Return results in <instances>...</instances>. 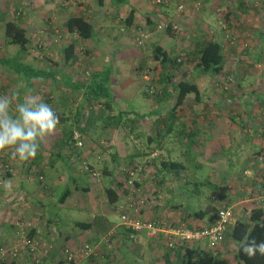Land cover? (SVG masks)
Listing matches in <instances>:
<instances>
[{"label": "crops", "instance_id": "obj_1", "mask_svg": "<svg viewBox=\"0 0 264 264\" xmlns=\"http://www.w3.org/2000/svg\"><path fill=\"white\" fill-rule=\"evenodd\" d=\"M17 1L19 6L17 8H13L12 11H10V13L6 14V16L14 17L18 19V22L24 27L25 34L28 38L26 51H28L31 45L33 44L35 45L36 42L38 41L42 42L44 47L43 54L44 56H46V61H45L46 64L43 65L41 64L40 61L39 63L34 65L38 67L50 66V68L52 69V74H53L52 77L54 81L56 79L63 78V76L65 75L67 84L64 87L72 89L73 86H71L70 84L74 80L69 81L70 74L72 75V67L70 66L71 64L74 67L76 65H82L83 63H85L88 66V68L91 69V74H92L93 71L95 73L100 71L102 72L101 62L105 58H106L105 62L110 61V64H108L110 65V69H109L110 74H108L109 80H113L114 78L117 79L115 75H117L118 78L120 77V74L125 76V79L128 83L125 84V80L122 78L121 80H119L118 84H116L117 88L112 89L114 93H112L113 94L112 100L108 101L109 106L104 105L105 102L103 101L102 104L100 103L101 110L98 112V114L100 115H98L97 118L94 117V115L91 116L92 121L87 125H83V123L80 124V126H84L83 131L88 136L89 140H90V136H93L95 138V140L91 138L93 139V142L94 141H97V143L100 142L102 146H106L107 144H111V146H113L114 142L111 139V137H114L113 132L111 130H108V128L106 127L107 125L105 124V122H103V119L105 118L106 115L115 114L119 109L130 110L129 115H133L136 119L134 121L135 125H133L134 132L127 130V126H125V122L120 123L119 126H122L124 130L122 131L118 140H121L120 138L122 136L129 135V137L130 136L134 137L136 133H140L139 132L140 126L146 127L148 131L149 129H151V126L153 124L152 117L150 115H146V112L152 108L150 104L144 106L145 102L138 101L137 106H134V109L126 108V106L124 108H121L117 104V101L120 100L122 102L125 97H129L126 96V94H128L129 92H132L130 98L134 97L136 91L134 90L131 91L132 85L137 80L138 85L140 86L141 82H143V80L147 78L145 74L139 76L136 75L133 70V64L128 69L124 68L126 62L128 65L129 63L136 61L138 57H140L139 55L140 53L137 52V50H135L134 47L131 46L130 44V40H134V36L132 35L133 29L140 28L139 22L141 21L139 20L140 19L139 16H141L147 24H154L157 17L159 18L158 20H160V18H163L164 16L168 17L169 19L174 21L184 32L187 31L186 33L188 36H190L191 34L193 35L195 32H197L195 25H192V27L191 26L188 27L185 24L186 18H180L179 20L176 18L178 16L177 13H173L171 15L168 14V13H172L170 8L167 7L154 8V6L152 7V5H150V7L147 8L148 5L146 4L145 0H127V2H117L115 0H11V2L13 3ZM181 1L185 2L184 6L187 5L191 7L192 0H181ZM199 1H200V7L197 11L196 20L197 23L204 26L202 30L203 32H208V33L212 32L210 34H212L221 43L223 38V32L217 26V22L218 20L223 21V15L225 14V17H227V21L229 25H231V27H236V29L238 30V34L240 38L242 37L250 41L251 49H253L255 46L258 47L264 44V0H199ZM143 6H145L146 9L144 11H140L139 8H142ZM130 8H133V13H132L133 16L131 19V23L129 25H126L122 22V20L124 19L125 14ZM73 13L83 14L89 20H91V22L94 25L93 27L94 32L90 38L80 39L76 37V34L74 32L66 30V28L63 25L64 20L69 14H73ZM121 23L122 25H120ZM224 23L226 24V21ZM205 26H207V29H205L206 28ZM186 27H188L189 30H187ZM128 30L132 31L131 35L133 36V39L128 40V36L125 33ZM161 38L164 39L163 37H160V39ZM69 41L75 42V49H74L75 58L72 62H70L71 63L69 64L70 68L66 70L65 73L64 71H61L59 64L64 63L63 61L60 60L62 59L61 48L64 44H66ZM104 42H107V50H108L107 52L111 53V54H107L106 57H105V52L102 51V48L105 44ZM156 44L162 45L164 47L163 42L162 44L160 42ZM224 45L230 47V45L227 44ZM234 54L229 57H226L224 62V64L229 63L231 67H233V69L235 70L234 72H236V70H239L238 76L236 77L234 76L235 80L233 83H236L238 86L239 82H241L242 80H244V82L247 84V81L253 79L250 81L252 83L250 86H248L247 84L248 90H245V92L247 91L246 95H252L253 100L257 99L258 101H260L259 99L260 96L264 95L263 81L255 80V76L257 74L251 73L248 75L245 73V71H241L240 69H238L239 67L238 65H240V62H238L239 60L238 56L241 57V55L239 52ZM260 55L259 52L256 53L251 50L249 52L244 53V55H242L241 61H244L245 58L248 59L249 57L247 56L253 57L254 60H260V58H264L262 55L261 56ZM127 56H131L133 60L130 62L125 61L127 59ZM257 56H259L260 58L258 59ZM98 57L100 58L97 60ZM28 63H30V61ZM245 74L248 75V77H244ZM12 75L13 77L18 78L17 75L13 72ZM8 78H11V76ZM42 78L43 77H38V79H42ZM22 86L23 87L20 89V91H18L21 101L26 96H28V94L25 93L26 89L24 88V85ZM6 87L8 93L11 92L17 93L15 91L16 88L11 87L9 88L8 91V86ZM53 89H58V86L53 87ZM64 91L66 90L60 89L56 94L57 96L56 104L54 103V105L58 112L57 114L59 113L61 114L62 112L67 113L70 110L69 108L64 107L63 103H65L64 102L65 99L66 102H68L71 105V107H73L75 102V97L70 96V98L68 99V95H66ZM133 92L135 93L133 94ZM48 93H49L48 94L49 98H51L52 96L51 93L50 92ZM44 98L46 99V97ZM252 99L245 98L243 102H241V105L243 106L242 110L245 111V113L237 116V118L242 120V122L245 121L246 123H249L253 127H257V126L260 127L259 128L261 129L260 131L255 130L253 132L252 138L254 139L255 137V141H254L255 148L261 146L264 147L263 144L258 143V139L262 140L264 137V131H262V126L264 125V116L263 115L256 116L255 114L251 115L249 113L250 106L253 101ZM254 103H256V101L253 102L252 110H256L258 114V111ZM217 105L218 104H214L212 106V108H214L215 110L214 113L218 112L222 108L221 106H217ZM139 106H141L142 108ZM79 107L80 104H78L77 109L74 108L71 109V119L69 122L66 123L64 122L65 125L71 124L73 122L74 117L77 114L76 111L79 109ZM112 108H114L115 110L112 111ZM217 108L218 110H216ZM103 109L106 110V114L105 112H103ZM143 113L145 114V116L142 119H139L138 114H143ZM220 114L221 113L219 111L218 113H216V116L219 117L221 116ZM261 114H263L262 111ZM78 115L80 116L81 113H79ZM149 117L151 118V120H149ZM81 119L82 118L79 117V120ZM63 120L64 118H62V121ZM216 121L219 124L218 126H221L222 120H216ZM217 123H214V125H217ZM230 124H236V123L233 120H231ZM62 125L63 123L59 122L57 126V130L54 134L55 141L60 136L59 134L61 133ZM203 125L207 126L204 120L202 122V126ZM106 134H109L111 137L103 136ZM173 134H174L173 131L170 134H168L165 137V141L168 142L169 138L174 136ZM163 147L166 148L165 150L167 152L169 151L168 150V147H170L169 145H163ZM169 149L171 152H173L172 148ZM60 152L63 153L62 151ZM81 156L87 157L88 158V159L86 158L87 162H89L94 167V163L96 162L97 160L96 158L98 157V155L91 156L86 154H76V155L62 154V156L60 155L55 156V159L57 161H53L52 164H53V169L57 170L59 176L55 178L53 177L54 179L50 181L49 179L48 180L46 179V176L43 173V167L47 166L43 154H37V156L34 159H32L30 162L24 165H20L17 162L10 160L8 156L4 154H0V162H4V160L5 161L7 160L9 163L7 164L8 166L6 165L7 168H5L3 172H0V243H5L9 245V244H14V242L17 241L16 229L17 226H19L17 225L19 224L17 219L19 220V222H21L20 219L23 218V216L21 218L19 217L20 215L14 217L15 214L13 211L15 209H18L17 204L19 205L18 198H20L19 197V192H20L23 193V195H25V200H26L25 203L27 204V208L25 207L22 210L26 211V213L24 214H26V216L28 217V221L30 222L31 228L33 229V235L39 238L41 241L44 242L46 241L49 244L50 243L52 244L49 248H47L46 257L43 258L39 264L64 263V259L61 251L62 247H60L62 245L61 243L62 240L63 242L65 241L66 244H69L73 247L75 246L77 247L79 244L83 242L91 243L94 247L95 253L90 258H95L97 255L106 256L108 254H113L114 252L117 256H120V258L116 262L117 264H136L142 255L144 257V253L146 254L147 251V252H151L153 256L151 258L152 259L151 261L147 259L146 264L148 263L163 264L164 242L161 234H158L156 236H148L143 230L132 232L128 228L122 226L118 222V218L112 224L111 219L108 216L107 212L106 213L101 212L95 215V217H94V213H92L91 216L88 219H86V221L88 220L90 221V226L86 229L74 230V232L71 234L59 232L56 233L54 237L48 236V230L47 227L45 226L47 224V219L46 218L43 219L41 215L44 214L43 212L44 205L42 202L43 199L42 197L44 196L41 193L42 192L41 189L44 191H48V189L51 190L52 188H54V186L59 185L61 183L62 184L72 183V188H70V192L67 196H69L72 192L78 189L89 190L90 186L92 185L93 177H90L88 173L84 172L83 174L82 173L83 171L81 169L73 173L71 172L69 165H65L66 170L64 169V166H63V171L60 172L58 170L59 167L60 166L62 167L63 164H67L69 163V161L72 160H77V159L79 160ZM115 156H116L115 159L118 160H128L130 154H120V152H117ZM104 157H106V159L110 158V160H112V162H110L109 165L104 163L105 164L104 167H106L105 170L112 172L111 174L114 175L113 172L115 171V169H113L112 167H114L118 161L116 163L113 162L114 160L113 154H105ZM117 165L119 166L121 165V163L118 162ZM257 172L258 171H256L255 169H252V171L249 172L251 173L250 177L254 180L257 179L259 176L257 175L258 174ZM33 173L35 174L33 175ZM139 174H138V178L140 177ZM64 175L66 176V178H64ZM38 176L41 177L39 178ZM257 182L258 181H256V184ZM254 183L255 181H252L250 183L251 188L253 187L257 188V185ZM7 185H10V187H7ZM159 186L160 185L158 186L155 185V183L153 184V187L157 189ZM102 188H104V186ZM167 188H170L168 183H167ZM242 189L243 186L241 190ZM30 190L36 191V196L30 194L29 192ZM15 191H18L17 192L18 195L15 193ZM66 197L62 202H59L60 206L64 205L65 203L64 201L66 200ZM251 198L242 197L241 199H238L233 203H229L232 207V210L234 208L232 214V221L236 217L245 218L249 208L253 206L256 201L258 202V199L256 197L253 196V199L255 200H252ZM27 199L30 202H28ZM91 200L94 201L95 198L92 199L91 197ZM244 204L246 205L245 209L243 207ZM260 205L264 207V202H261ZM190 218L192 219L191 222L194 224L201 225L207 222L205 219H198V218L196 219L192 217ZM108 228L109 229L112 228L113 232L111 236L107 238V240H105L103 238L104 230H107ZM47 237H49L51 241L47 240ZM231 246L235 247L234 242L229 238L228 235L224 234L216 248L217 253L229 255L228 249H230ZM90 258H87V260L83 259L82 261L85 262L83 264H89L88 259ZM21 259L22 262L5 261L3 264H31L27 262L26 254L24 253L21 254ZM107 262L109 264H113L112 260L110 259Z\"/></svg>", "mask_w": 264, "mask_h": 264}, {"label": "rangeland", "instance_id": "obj_2", "mask_svg": "<svg viewBox=\"0 0 264 264\" xmlns=\"http://www.w3.org/2000/svg\"><path fill=\"white\" fill-rule=\"evenodd\" d=\"M145 2L148 5L147 8L150 7V5H152V7L154 6V8L159 7L157 6V4L155 5V3L152 2L151 0H145ZM159 2L166 3L167 0H164V1L160 0ZM179 2L182 3L181 10H178L176 7ZM184 3L185 2L184 1L182 2L181 0H172L171 4L169 5V8L172 13H169V14L171 15L173 13H177L178 14V16L176 17L177 19L180 20V18H186L185 20L186 26L192 27V25H195V28L197 31L199 30L202 31L204 26L197 23V20H196L197 11L200 7V1L192 0L191 7L187 5L184 6ZM18 6H19L18 1L13 3L11 2V0H0V11L4 10L5 16L7 13H10V11H12L13 8H17ZM145 6H143L142 8H139V7L138 8L140 11H144L146 9ZM139 17H140L139 20L141 21L139 22L140 28L139 29L134 28L133 32L131 30H128L127 32H125L126 35L128 36V40L133 39L134 32H136L137 30H143L147 32L148 36L146 39H144L139 44L136 42L135 44L134 43L135 40H130L131 46H133L134 49L140 53L139 54L140 57H138L136 61H133L132 63H129L128 65L126 62V65L124 68L128 69L132 64L133 66H135L138 62H141V61L144 62L145 64L151 65L152 64V59H151V50H152L151 45L152 44H156L158 42L162 44L163 42L165 47L171 46L175 48L176 49L175 52H177L178 48L183 49L187 45V40H188V38H186L187 31L184 32L182 29H180L178 25H177L176 33L179 35L174 36L173 34L171 35L169 33H166L163 27L157 28L155 26V24L159 21L158 17L156 18V21L154 24H147L141 16ZM161 20H164V18H160V21ZM169 21H172V20L169 19ZM219 23L220 21L218 20L217 26L219 25ZM120 25H122V23ZM188 27H186L187 30H189ZM205 27H206L205 29H207V26ZM131 32L133 33L132 34L133 36L131 35ZM160 37H163L164 39L162 38L160 39ZM162 40H165V41H162ZM104 43L105 44L102 48V51L105 52V57H106L107 54H111V53L107 52L108 51L107 42H104ZM15 49H16V45L3 43L2 41V20H0V55H5V56L11 55L14 53ZM43 53H44L43 44L41 41H38L36 42L35 45L34 44L31 45L28 51L25 50L24 53H20L19 55L22 57L21 58L22 61H28V62L30 61V64H33V65L41 61V64L45 65L46 56H44ZM247 57L249 58L248 59L245 58L244 61H241V59H239L240 61L238 60V62H240V65H238L239 66L238 69H240L241 71H245V73L248 75L251 73L257 74L255 76V80L257 81L262 80L263 87H264V62H263L264 59L263 61L257 62L256 60H254L253 57L251 56H247ZM99 58L100 57H98L97 60ZM60 60L62 61V59ZM132 60L133 58L131 56H127V59L125 61L130 62ZM105 61H106V58L103 59V61L101 62V65H102L101 75L107 73V71H109L110 69V65H108L110 64V61L109 62H105ZM69 64L71 63H67V62L60 63L59 65H60L61 71H64L66 73V70L70 68ZM85 65L86 64L83 63L82 65H76L73 67L71 64L70 66L72 67V75L70 74L69 81L81 80L82 82H87L91 74V69H89L88 66L87 65L85 66ZM238 71L239 70H236V72H234L235 77L238 76ZM108 74H110V72ZM246 74L244 75V77H248V75ZM145 75L147 76V78L149 77L148 73H146ZM10 76L11 78H8ZM115 77L117 79L115 78L113 80L107 79L105 81V83L107 84L103 86L104 87L103 91L107 92V94L105 95L106 99H108L111 96L113 97L112 93L114 92L112 91V89L117 88L116 84H118L121 78L125 80V84L128 83L125 79V76H123L122 74H120L119 78L117 75H115ZM251 80L247 81L248 86L252 84L250 82ZM66 82L67 81L65 79V75L63 76V78L56 79L55 81L53 78H50V77L45 78V79L35 78L33 84L27 89V91L25 90V93H27L28 96H35L39 99H42L47 104L51 103L53 105L54 103L56 104L57 92L60 89L66 90L64 91V93L68 95V99L70 98V96H74L75 102H74L73 107H71V105L68 102H66V99H65L64 101L65 103H63L64 107L69 108L70 110L67 113L62 112V118H64L63 122L66 123L70 121L71 109L73 108L77 109L78 104H80L79 110H81L82 112V114L80 115V117L82 118L79 122V125H80L83 123L84 121L83 119H85L87 115L86 109H88V106H89L88 98L86 99V97H83L82 88L77 89L73 87L72 89H70V88L64 87L67 84ZM20 83L21 81L17 83L16 78L13 77L12 75V71H10L7 67L0 65V86H3V85L8 86V91H9L10 87L16 88V86L20 85ZM247 84L244 82V80H242L241 82H239L238 86L236 83L231 84L229 90L219 88V86L216 84L214 88L212 89L208 88L209 90L205 92L206 96H204L205 95L204 93L202 94V96L206 97L205 100H207V102H216V104H218L217 106L222 107L219 110L221 113L220 114L221 116L219 117L211 116V117H214L216 120H222V121H221V126H218L219 125L218 123L217 125H213L210 123L211 127L209 128L213 130V133L211 135L208 136L207 134H203V135L200 134L199 136H195L196 139L194 140L195 142L194 145H196L197 148L200 146L199 139L205 140L203 144H201V146L199 147L202 149L200 151L201 152L200 154H197L196 152H192L191 150L186 151V154L195 153L192 159L189 158V155L178 154L176 151V147L179 148V146L181 147L182 145L186 146L185 144L186 140L184 139L182 140L179 139L177 141L176 137L172 136L169 138L168 142L165 141L164 145H169L170 147H168V149L169 148L173 149V152L170 153V157L183 160L185 164V168L181 170L182 175H181V172L178 175V177H169L168 175H166L164 184L160 185L158 189L153 187V184L151 182V176H150L151 175V167H150L151 165L149 164L148 160H150L149 158L151 156H155L156 160H158V158L164 157L166 154H165V150L163 147L162 149L158 147L156 148L152 144L150 145L151 149H150V152L148 153L150 154L149 156L142 155V156L131 157L128 160H118L119 163L125 164V165L130 164L132 160L134 159H139V161H141V164L143 165L144 163H148V165L144 166V168L141 170V173L139 174V176L141 175V190H139L138 192H139V195L142 197H145V198L152 197L153 202L147 203L139 208L138 213H137V216L139 218L144 219L146 217L150 218L154 216V217H157V219L160 218L167 222H171L175 224H185L186 222L194 224L191 222L192 219L186 216L185 208L181 205V202H184V204L188 203L192 205L194 209H198L201 207H205L206 203L208 202L211 203L210 202V199L212 197L211 195H214L218 198V200L220 201L219 204L233 203L237 201L238 199H241L242 197L243 198L252 197L251 199L255 200L253 199V196L258 199V202L256 201L257 203L264 202V199L262 198L264 197V183H262V180L264 181V174L262 173V176L259 175L261 167L256 166V162L251 160L252 157L250 158V153L252 152L253 148H255V142H254L255 137L254 139L252 138L253 132L255 130L260 131L261 129H259L260 128L259 126L253 127L249 123L243 126L241 125L242 120L237 118V116L245 113V111L242 110L243 106L241 105V102H243L245 98L252 99V95H246L247 91L245 92V90H248ZM56 86H58V89H53V87H56ZM145 86H146L145 82H141L139 86L138 81L136 80L135 83L131 87V91L132 90L136 91V93L133 92V94L135 93L134 97L130 98V95H132V92H129L128 94H126V96H129V97H125L122 102L120 100L117 101V104L119 105V107L124 108L126 106V108L134 109V106H137L138 101L145 102L144 106H146L149 103V100L142 97L140 95V91H138L144 88ZM105 88H108V90ZM47 91L51 93L52 95L51 98H49V95H48L49 93ZM6 93H8L7 88L3 92H0V94H6ZM98 93H101V91ZM44 97H46V99ZM77 101H80V102H77ZM254 101H256L254 105L258 111V114L256 110H252L253 109L252 105ZM199 102L200 101H195V102L188 101V103L185 104L179 112L180 116L183 114L180 117L181 120H183L184 123L187 124L188 126L196 125V123L192 121L194 118L192 113H195L196 111L200 112L201 108L199 106L200 104ZM92 103H96V102H92ZM195 105L197 106L196 108L194 107ZM263 108H264V104L260 103V101H258L257 99H254L250 106L249 113L251 115L255 114L256 116L263 115L261 114V111L263 110ZM114 110L115 109L112 108V111ZM213 110L214 108L209 109V111L212 113L215 112V110L214 111ZM216 110H218V108ZM103 112H105L106 114V110L103 109ZM228 112L230 114H234L235 118L230 119L229 121L228 116H227ZM203 113L206 114L204 111L202 112V114ZM149 120H151L150 117H149ZM231 120H233L236 124H230ZM197 122L202 123L203 122L202 118L198 116ZM239 124L242 128L239 127ZM106 127L108 128V130H111L113 132L114 137H111L109 134H106L103 136L111 137L112 141L114 142L113 146H111V144L102 146L100 142L99 143H97V141L93 142V139L95 140L93 136H90V140H91L90 141L84 131L81 132L79 129L77 128L75 129L78 133L79 139L81 140V145L80 147H77V145H74V147L81 148L79 150L81 154H86V155H91V156L98 155V157L96 158L97 160L94 163V167H93L94 170L97 172V174L90 175V177H93V180H92V185L90 186L89 190L78 189L72 192L69 196L66 197V200L64 201L65 202L64 205L60 206L59 201L57 200V197L61 194L62 190L65 187L72 188V183L71 184L61 183L59 185L54 186V188H52L51 190L48 189V191H44L40 188L42 191L41 193L44 196L42 197L43 198L42 202L44 205V210H43L44 214H42V217L43 219L44 218L47 219V224L45 226L47 227V230H48V236L54 237L56 233H59V232L71 234L74 232V230H81L77 228L75 225H73V220H86L91 216L92 213H94V217H95V215L101 212H105V213L107 212L108 216L111 219L112 224L113 222H115V220H117L118 217H117V212L115 210V203L121 201V199L123 198V195L126 194V191L119 189L120 193L114 205L109 204L107 202L106 197L104 195V190H103L104 188H102L107 182L106 180L107 177L106 175L102 174V168L103 166H105L104 163L109 165V163L112 162V160H110V158L106 159V157L104 156L105 154H112L113 152L114 153L120 152V154H130L134 152L145 154L143 153V151L145 150V147H144L145 138H146L145 133L150 132L151 130L149 129L148 131L146 127L140 126L139 132L143 133V135L141 134L140 136H134V137H131V136L129 137V135L122 136L120 138L121 140H118L119 136L124 130L123 127L122 126L114 127L111 124H107ZM203 127H205V125H203ZM213 134L214 136H212ZM54 136L55 135H52L46 141L42 142L38 150V154H43L44 160L47 163V166L43 167V173L46 176V179L47 180L49 179L50 181L54 179L55 177L59 176V174L57 173V170L53 169V164H52L53 161H57V160L53 158L52 155H49L50 151L54 152L53 150L56 149V145L53 143L55 141ZM71 138L73 139V137ZM258 143H261L264 146V137L262 140L258 139ZM185 146H184V149H185ZM61 149H62L61 151L63 152V154H66L68 150L69 152L72 150L70 149L69 145H66L65 147ZM50 158L53 160L50 161L49 160ZM86 158L87 157L85 156H81L80 159H84L85 161H87ZM187 159H191V160L188 161ZM118 162L112 168L115 169V171L113 172L114 175L115 176L117 175V178L119 179L121 178L122 174L120 173V171H118L119 170L118 165H117ZM195 162L197 163V165H194ZM7 164H9L7 160L6 161L4 160V162H0V172H3L4 169L7 168L8 166ZM79 164L80 162L78 161V159L72 160L71 162L67 164H63L62 167L60 166L58 170L60 172L63 171V166H64V169L66 170L65 165H69L71 172L75 173L77 170L81 169ZM252 169H255L256 171H258L257 175L259 176L255 180L250 177L251 173L249 172H251ZM82 173L84 174V172ZM34 174L35 173H33V175ZM64 178H66L65 175H64ZM183 180H187L188 184H185L184 187H180ZM194 181L197 183L192 184V182ZM252 181H255L254 184H256V181H258L256 184L257 188L256 187L251 188L250 183ZM166 182L169 184L170 188H167ZM242 186H243V189L241 190ZM185 188H187V190ZM189 188H192V190H194V191L191 190V195L187 194ZM121 191L123 192L121 193ZM17 192L18 191H15V193L18 195ZM29 192L30 194H33L34 196H36V191L30 190ZM19 197H20L18 198L19 205L17 204L18 209H15L13 211L15 214L14 217H17L20 215L19 217L21 218L23 216V218H21L23 219L22 223L24 224L25 222H28L27 225H29L30 222L28 221V217L26 216V214H24L26 213V211L22 210L25 207L27 208V204L25 203L26 202L25 195L19 192ZM91 197L92 199L95 198V200L94 201L91 200ZM28 202L30 201L28 200ZM219 204L214 202L213 204L214 210L211 211L212 215H214L215 212L217 211ZM245 206L246 205L244 204L243 205L244 209H245ZM18 223L20 224L21 222H18ZM107 230H104V235ZM47 240L51 241L49 237H47ZM61 243L62 245L66 244L65 241L64 242L61 241ZM51 245L52 244L50 243L46 247L49 248ZM234 245L236 247V242H234ZM63 246H60V247L63 248ZM235 247L231 246L230 249H228V254H231L235 250ZM62 248H61V251H62ZM46 253L44 254L45 257H46ZM150 253L151 252L146 251V254L144 253V257L142 255L136 264H146L147 259L151 261L152 260L151 258L153 255L152 253L151 254ZM119 258L120 256H117L113 252V254H108L106 256L97 255L95 258L88 259V261L97 260L99 262H107L110 259L112 260L113 264H117L116 262ZM6 261H10V260L7 259ZM15 261L22 262L21 255L19 257H16ZM82 263H85V262L82 261ZM0 264H3V263H0Z\"/></svg>", "mask_w": 264, "mask_h": 264}, {"label": "trees", "instance_id": "obj_3", "mask_svg": "<svg viewBox=\"0 0 264 264\" xmlns=\"http://www.w3.org/2000/svg\"><path fill=\"white\" fill-rule=\"evenodd\" d=\"M115 1L127 2V0ZM171 2L172 0H167L166 3L157 2L155 3V5L157 4V6L159 7L169 8ZM132 13L133 8H130L125 14L124 19L122 20L124 24L129 25L131 23V19L133 16ZM163 18V21L165 22V25L163 26L164 31L171 35L173 34L174 36H178L179 34H177L172 27V23L174 22L169 21L168 17L164 16ZM0 20H2L3 43L16 45V49L13 54L7 56L0 55V65L7 67L10 71L14 72L17 75V83L21 81L20 85L16 86L15 91L19 93L18 91H20V89L23 87L22 85H24V88L27 90L33 84L35 78H51L53 74L50 66L38 67L21 60L22 57L19 54L24 53L27 49L28 38L25 34L24 27L18 22V19L5 16V11L1 10ZM223 21H226L225 28L231 29L235 34L230 42L225 36L226 29L221 28L218 25L219 29H221L223 32L221 43L212 34H210L212 32L208 33L197 31L193 35L191 34V37L187 35V45L183 49L178 48L177 52H175L176 49L171 46L163 47L159 44H152V64H145L141 61L133 66V70L136 75L139 76L146 73H148L149 75L146 80H143L146 86L139 91L142 97L149 100V103H147L152 107L146 112V115H150L152 117L153 124L150 129L151 131L145 133V150L143 151V153L145 154L136 152L130 153L129 159L131 157L142 155L149 156L150 154L148 153L150 152L151 144L156 148H162L165 143V137L172 131L177 141L179 139L186 140V146L184 145L185 149L183 145L181 147L179 146V148L176 147V151L178 154L189 155V158L192 159L195 153L186 154V151L191 150L192 152H196L197 154L201 153L200 151L202 149L199 147L205 140L199 139L200 146L197 148V146L194 145V140L196 139L195 136H199L200 134H207L208 136L211 135L213 133V130L209 127H211V124L214 125V123H217L216 119L211 117L212 115L216 116V113H212L209 111V109H211L212 106L216 104V102H207V100H205L206 97H204L206 96L205 92L209 89L214 88L216 84L219 86V88L229 90L230 85L234 82V69L230 66L229 63L224 64L225 58L239 52L241 57L238 56V58L241 59L244 53L251 50L256 53L259 52V55L261 54L264 57V44L258 47L255 46L253 49H251L250 41L242 37L240 38L238 30L236 29V27H231V25H229L225 14L223 15ZM174 24L176 25L177 30V24ZM63 25L66 30L74 32L76 34V37L80 39L90 38L94 32V25L91 20L80 13L69 14L65 18ZM224 44L230 45V47H227ZM74 49V41H69L64 44L61 48L62 61L68 63L72 62L75 58ZM257 57L258 59L260 58L259 56ZM263 59L264 58H260V60L256 61H263ZM108 73L109 71L101 75V71L97 73H94L93 71L92 74H90L87 82L74 80L70 84L77 89L82 88L84 97H86V99L88 98L89 106L88 109H86L87 115L85 117L83 125H87L92 121L91 116L94 115V117L97 118L98 115H100L98 114V112L101 110L100 103L102 104L104 101V105L109 106L108 101L112 99V96L106 99L105 95L107 94V92L103 91V86L107 84L105 83V81L108 79ZM6 88L7 87L4 85L0 86V92H3ZM105 89L108 90V88ZM100 91L101 93H98ZM203 93L205 94L204 96H202ZM259 99L260 103L264 104V95H261ZM188 101H200V112L194 111L195 113H192L194 117L192 121L196 123V125L193 126H188L180 118L183 114L180 116L179 112L182 107L188 103ZM49 105L57 113L55 105H52L51 103H49ZM194 107L196 108L197 106L195 105ZM203 111L208 115L204 113L202 114ZM80 112L81 110L78 109L76 111L77 114L74 117L73 122L66 125L62 121V113L57 114L59 117V122H62L63 125L61 126V133L59 134L60 136L56 141L53 142L56 145V150H53L54 152H49V155H52L53 158L59 155L62 156L63 153L60 152L61 148L65 147L66 145H69L70 149H72L70 152L68 150V153L66 154H81V152L79 151L81 148H77L80 146L74 147V139L71 138L73 129L77 128L80 131H83L84 129V126L79 125L80 116L78 114ZM129 112L130 110L119 109L115 114L106 115L103 119V122H105L106 125L111 124L114 127L119 126L121 122H125L127 130L134 132L133 125H135L134 121L136 118L133 115H129ZM262 112L264 115V108ZM144 116V113L138 114L139 119H142ZM198 116L205 121L207 126L205 125V127H203L202 123L197 122ZM227 116L228 120L235 118V115L230 114L229 112L227 113ZM241 125L245 126L247 125V123L243 121ZM239 127L242 128L240 124ZM262 131H264V125L262 126ZM141 134L143 135V133H136V135L134 136H140ZM165 149L166 148H164V150ZM168 150V152L165 150L166 155L164 157L158 158V160H156L155 156H151L149 158L150 160H148L149 164L151 165V182L152 184L155 183V185L157 186L164 183L166 175H168L169 177H178L181 170L185 168L183 160L171 158V151L170 149ZM251 153L250 158L252 157L251 160L256 162V166L261 167L259 175L262 176V173L264 171V148H253ZM112 154L114 157L113 162L116 163L118 161V159H115L116 153L113 152ZM259 155H261L260 159H258ZM80 158L78 160L79 162L81 160H84ZM191 159L187 160L189 161ZM49 160L52 161L53 159L50 158ZM89 165L90 167H93L90 163ZM121 165L118 166V171H120V173L122 174L121 178L119 179H117L115 175L111 174L112 172L105 170L106 167L103 166L102 168V174L106 175L107 177V182L106 185H104L103 190L106 200L109 204L114 205V203L116 202L120 193L118 190L120 186H122L123 191L127 190V185L125 183L127 174L123 173V171L120 169ZM147 165L148 163H144L143 166ZM194 165H197V163L195 162ZM82 171L88 173L87 170ZM132 182L136 187H139V190H141V175L137 180H132ZM193 183L195 184L197 182L194 181L192 182V184ZM262 183H264L263 180ZM185 184H188L187 180H183L180 187H184ZM185 189L187 190V188ZM191 190L192 188H189V193L187 192V194L191 195ZM69 192L70 188L65 187L62 190L61 194L57 197V200L59 202H62L64 198L69 194ZM211 196V203L207 201L208 203H206L205 207H201L198 209H194L192 205L188 203L184 204V202H181V205L185 208L186 216L196 219H205L207 222H205L204 224H209L211 222V217L213 216L211 211L214 210V202L217 204L220 203L216 196ZM149 219H157V217L152 216ZM158 220L163 219L159 218ZM20 221L23 222V219H20ZM17 225H19L16 229L17 241L14 242V244L9 245L0 243V245H5L7 247L15 245L17 247V250L15 251L13 257H9L6 255L4 258H1L0 263H4L7 259H9L10 262H14L16 260V257H19L24 253L27 256L28 263L39 264L40 261L45 257L44 254H37L39 248L30 250L29 247H22L18 244V240L21 236H23L29 241H35L39 244L40 250L49 243L46 241L43 242L33 235L31 224L23 225V223H20ZM73 225H75L79 229H86L90 226V221L74 220ZM185 225L189 228L200 226L199 224H191L188 222H186ZM224 234L228 235L232 241L236 242L235 250L229 255L217 252L212 254L201 240L175 242L173 246H168L163 240V264H264V255L257 254L256 256L250 258L247 254L249 248L264 244V207L260 205V203H255L253 206H251L246 213L245 218L236 217L230 224H228L227 230ZM41 243H44V245H41ZM32 252L35 253L34 257L33 255H31ZM36 255L39 256V261H34Z\"/></svg>", "mask_w": 264, "mask_h": 264}, {"label": "built area", "instance_id": "obj_4", "mask_svg": "<svg viewBox=\"0 0 264 264\" xmlns=\"http://www.w3.org/2000/svg\"><path fill=\"white\" fill-rule=\"evenodd\" d=\"M154 3L159 2L160 0H151ZM164 1V0H163ZM177 9L181 10L182 3L177 4ZM165 22L163 20H159L155 26L157 28L163 27ZM219 26L221 28H225V23L220 21ZM172 27L175 31L176 25L172 24ZM225 36L229 40H232L235 35L231 29L225 28ZM148 33L143 30H137L135 32L134 38L136 43H141L144 39H146ZM72 137L74 139V144L77 146L81 145V140L78 137V133L75 129L72 131ZM261 158L259 155L258 159ZM81 170H87L89 175H96L97 172L93 167H90L89 162L85 160H81L79 164ZM143 164L139 159H134L130 164L121 165L120 169L123 173L127 174V178L125 179V183L127 185L126 194L123 195L121 201L115 203V210L117 212L118 222L124 226L125 228L130 229L132 232H137L143 230L148 236H156L158 234L162 235L163 240L168 246H173L175 242L180 241H190V240H201L204 245L210 250L212 254L217 252V246L220 242L222 236L227 230L228 224L232 222V207L231 205L219 204L217 211L211 217V222L209 224L200 225L199 227L189 228L185 224H175L171 222H167L164 220L158 219H149V218H139L137 216L138 210L141 206L152 203L153 198H145L139 195V187H136L132 180L138 179V174L143 168ZM246 171V170H245ZM264 174V171H263ZM39 178L41 176H38ZM122 186L119 187V189ZM118 189V190H119ZM120 192V190H119ZM122 193V191H121ZM264 199V197H262ZM26 223V224H25ZM23 225H27L28 222H25ZM113 229L110 228L106 231L103 238L107 240L111 236ZM18 244L22 247H29L30 250H34V248H39L37 254L43 255L47 251V247L44 246L43 249L40 250L39 244L35 241H29L23 236H21L18 240ZM44 245V243H41ZM46 247V248H45ZM17 247L15 245L7 247L0 245V259L4 258L6 255L9 257H13ZM63 253V264H83L81 261L83 259L90 258L94 255V247L89 242H83L79 244L77 247H73L69 244H65L62 248ZM35 253H31L34 257ZM36 255L34 261H39V256ZM89 264H109L108 262H99L97 260L89 261Z\"/></svg>", "mask_w": 264, "mask_h": 264}, {"label": "clouds", "instance_id": "obj_5", "mask_svg": "<svg viewBox=\"0 0 264 264\" xmlns=\"http://www.w3.org/2000/svg\"><path fill=\"white\" fill-rule=\"evenodd\" d=\"M58 124L57 113L42 99L26 96L21 101L18 93L0 94V154L10 160L20 165L30 162ZM247 254L264 255V244L249 248Z\"/></svg>", "mask_w": 264, "mask_h": 264}]
</instances>
